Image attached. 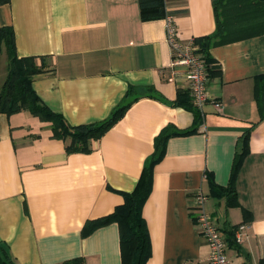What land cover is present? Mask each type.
I'll return each instance as SVG.
<instances>
[{
    "label": "crops",
    "instance_id": "1",
    "mask_svg": "<svg viewBox=\"0 0 264 264\" xmlns=\"http://www.w3.org/2000/svg\"><path fill=\"white\" fill-rule=\"evenodd\" d=\"M165 5L183 43L194 40L199 51V40L215 33V0ZM5 26L15 30L19 57L44 67L32 82L39 98L70 126L100 123L131 102L88 152L69 151L70 141L28 110L0 114V248L17 264H123L119 225L88 235L85 225L135 190L163 132L188 130L167 140L154 168L143 208L147 264H207L210 248L192 209L199 189L226 236L230 264L264 259V119L254 94L264 34L208 50L210 93L223 110L207 104L201 112L190 105L184 77L173 76L183 68L172 67L167 19L143 21L139 0H11L0 6ZM7 65L0 64V84ZM245 145L233 196L222 189ZM242 223L248 229L238 245Z\"/></svg>",
    "mask_w": 264,
    "mask_h": 264
},
{
    "label": "trees",
    "instance_id": "2",
    "mask_svg": "<svg viewBox=\"0 0 264 264\" xmlns=\"http://www.w3.org/2000/svg\"><path fill=\"white\" fill-rule=\"evenodd\" d=\"M11 0H0V6L9 4ZM143 21H155L167 17L165 0H139ZM216 31L213 35L201 38L200 53L205 54L211 63L208 50L217 45H225L243 39L264 34V0H215ZM6 51L8 58L7 75L0 84V114L12 115L28 110L42 121L51 122L55 136L69 140V151L88 152L91 142L100 139L125 114L131 102L119 107L106 120L91 125L72 127L61 115L52 112L39 98L33 88L34 76L43 73L44 67L39 66L35 57H19L17 53L15 30L12 26L0 28V57ZM44 61V59L41 58ZM212 76L210 71V77ZM255 102L261 118L264 119V74L255 78ZM189 104L186 98L181 100ZM192 108V101L190 99ZM194 130L163 132L156 139V153L145 165L139 182L132 193H124V203L115 208L114 212L93 220L85 225L83 233L90 234L95 229L117 223L120 228L121 253L123 264H147L152 255L151 238L143 208L153 189L154 168L165 154L167 140L172 136L187 135ZM248 137L245 142L247 143ZM248 147L235 157L230 187L223 192L235 196L233 183L240 171ZM0 264H17L0 248ZM264 264V259L259 262Z\"/></svg>",
    "mask_w": 264,
    "mask_h": 264
},
{
    "label": "built area",
    "instance_id": "3",
    "mask_svg": "<svg viewBox=\"0 0 264 264\" xmlns=\"http://www.w3.org/2000/svg\"><path fill=\"white\" fill-rule=\"evenodd\" d=\"M165 19H167V42L171 49L172 67L183 68V72H175L173 76L182 75L187 81L195 109L202 112L205 105L212 104L218 112H221L222 102L210 93V65L205 55L198 51L194 40L189 43H183L180 40L178 27L172 16L167 15ZM192 200V209L197 213L196 227L210 248L207 264H230L227 239L209 210L208 194L203 189H199L194 193ZM247 229L246 223L237 226L234 232L236 244L240 245L244 242Z\"/></svg>",
    "mask_w": 264,
    "mask_h": 264
},
{
    "label": "rangeland",
    "instance_id": "4",
    "mask_svg": "<svg viewBox=\"0 0 264 264\" xmlns=\"http://www.w3.org/2000/svg\"><path fill=\"white\" fill-rule=\"evenodd\" d=\"M0 64L2 66L1 69H3L4 65H7V56L5 54L1 57Z\"/></svg>",
    "mask_w": 264,
    "mask_h": 264
}]
</instances>
